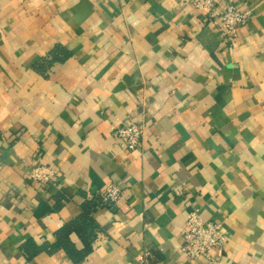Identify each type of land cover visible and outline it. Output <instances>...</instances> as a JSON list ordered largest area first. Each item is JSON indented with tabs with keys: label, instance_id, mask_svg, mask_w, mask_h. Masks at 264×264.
<instances>
[{
	"label": "crops",
	"instance_id": "0c3cea01",
	"mask_svg": "<svg viewBox=\"0 0 264 264\" xmlns=\"http://www.w3.org/2000/svg\"><path fill=\"white\" fill-rule=\"evenodd\" d=\"M229 4L251 13L233 42L190 1L0 0V264H264V0ZM40 164L54 184L26 178ZM88 204L90 251L49 252ZM195 210L218 263L181 252Z\"/></svg>",
	"mask_w": 264,
	"mask_h": 264
},
{
	"label": "built area",
	"instance_id": "2783aa9c",
	"mask_svg": "<svg viewBox=\"0 0 264 264\" xmlns=\"http://www.w3.org/2000/svg\"><path fill=\"white\" fill-rule=\"evenodd\" d=\"M190 1L199 10L204 12L208 21L215 25L218 31L233 42L239 27L246 25L251 13L239 10L233 4L225 7L222 13L216 12L217 0H184ZM116 136L125 144L128 150L139 147L143 136V125L130 122L116 129ZM26 178L42 185L54 184L57 180L54 170L45 165H36L30 168ZM122 188L118 183L111 182L101 193V205L116 204L121 198ZM181 252L188 260L205 258L218 263L226 245V237L221 224L205 220L198 210L192 211L184 226L182 234Z\"/></svg>",
	"mask_w": 264,
	"mask_h": 264
},
{
	"label": "trees",
	"instance_id": "16d2710c",
	"mask_svg": "<svg viewBox=\"0 0 264 264\" xmlns=\"http://www.w3.org/2000/svg\"><path fill=\"white\" fill-rule=\"evenodd\" d=\"M55 55V54H53ZM52 55V56H53ZM87 210H85L84 214L82 215L80 221L75 222L73 225H69L64 227L58 233V240L57 243L52 246L48 247V251L51 252L53 250L62 247L68 253V255L75 261L78 262L83 259L84 255L90 251V242H87L90 236H92V232L95 229V225L92 219L89 216V212L94 208V205L88 204L86 206ZM72 232L78 233L86 243V248L83 251H77L73 244L69 240V234ZM36 252V251H34Z\"/></svg>",
	"mask_w": 264,
	"mask_h": 264
}]
</instances>
